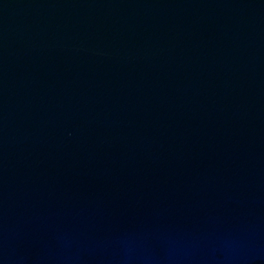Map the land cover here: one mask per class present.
<instances>
[{"label":"water","instance_id":"obj_1","mask_svg":"<svg viewBox=\"0 0 264 264\" xmlns=\"http://www.w3.org/2000/svg\"><path fill=\"white\" fill-rule=\"evenodd\" d=\"M0 264H264V0H0Z\"/></svg>","mask_w":264,"mask_h":264}]
</instances>
